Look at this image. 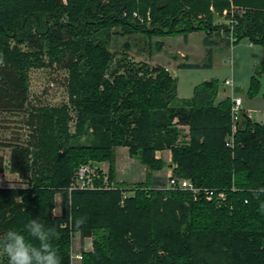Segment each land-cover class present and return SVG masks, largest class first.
<instances>
[{"label":"trees","instance_id":"obj_1","mask_svg":"<svg viewBox=\"0 0 264 264\" xmlns=\"http://www.w3.org/2000/svg\"><path fill=\"white\" fill-rule=\"evenodd\" d=\"M133 11H147L148 22H136ZM222 11L230 24L213 22ZM113 27L149 37L203 31L204 45L221 30L226 43L231 33L232 43L247 38L264 47V0H0V112H26L30 128L25 140L1 144L8 159L0 156V174H15L22 186H0V236L13 230L38 246L26 228L37 220L54 233L61 264H70L74 234L80 245L91 240L79 264H264V124L240 111L226 146L230 99L214 101L215 79L178 99L175 79L161 66L126 60L122 72L107 70L105 42ZM210 54L208 48L203 65ZM43 67L66 72L73 133L64 104L25 109L26 74ZM179 126L187 128L185 135ZM81 136L87 142L78 141ZM115 146L138 157L144 181H114ZM163 149L170 153L171 176L223 191L224 200L163 188L150 175L164 166L154 156ZM88 161L107 162L112 187H101L100 175L94 184L101 188L68 190L74 171ZM126 190L131 193L121 199ZM55 194L59 213L53 216ZM77 219L84 221L80 227ZM0 264H8L6 255Z\"/></svg>","mask_w":264,"mask_h":264},{"label":"rangeland","instance_id":"obj_2","mask_svg":"<svg viewBox=\"0 0 264 264\" xmlns=\"http://www.w3.org/2000/svg\"><path fill=\"white\" fill-rule=\"evenodd\" d=\"M211 11V7H209ZM147 12V11H146ZM145 12V13H146ZM226 12L221 14H213V22L225 23L224 18ZM131 18L138 23H147L148 21H140L144 15L138 11H133L130 14ZM137 17L140 19L138 20ZM149 20V19H148ZM110 35L105 42L108 52L111 54L110 63L107 70L117 69V72H122V62L132 61L133 63L159 64L161 66H169L170 71L173 70L177 83V93L179 98L187 99L192 94V88L203 80L215 79L217 81V93L215 102L225 97H240L242 101L241 107L253 108L255 111L250 114L252 120H263L264 114V47L259 44L249 46L247 38L240 39L237 43H232L231 46L222 39L223 33L219 30L216 34H211L213 43L209 45L212 58L211 65L208 68L195 69H177L173 62V57L178 49H186L189 54H186L188 62L200 63L203 62L204 52L201 46V38L205 35L203 31H193L188 34L187 44H183V36L178 35H161L147 36L145 33L136 32L130 35L129 33L119 34V28L113 27L109 30ZM157 42L162 43L159 49L156 48ZM124 43L128 47H124ZM205 50V49H204ZM227 57L231 58V63H225ZM180 60V59H179ZM179 61H177L178 63ZM230 67V68H229ZM259 71V72H256ZM27 103L26 111L31 112V105L39 107H60L64 104L66 107V128L69 133H73L75 124V109L68 102V97L65 92L66 72L64 70L50 68H31L27 72ZM251 77L256 79V83L252 86L250 83ZM229 79L231 86H223L222 80ZM252 92V96H248V90ZM188 97H182V95ZM181 96V97H180ZM241 109V108H240ZM26 112L3 113L0 112V156L4 162L7 161L8 149L1 146L3 143H10L13 139L25 140L30 133V128L25 124ZM180 134L185 135L187 128L179 126ZM186 139V138H185ZM80 142H85V136L79 138ZM87 142V141H86ZM156 153V154H155ZM113 170L114 181L124 183V186L129 184L144 181L145 173L144 166L138 160V157L129 156L125 146H115L113 148ZM158 156L165 163L170 162L169 150H157L154 156ZM155 156V157H156ZM169 158V160H168ZM93 162V165L98 167L102 182L107 181V162ZM117 162V168L115 164ZM116 169V172H115ZM160 175L167 172L164 166L156 170ZM153 172V171H152ZM171 172H169L170 174ZM0 186H22L21 181L13 174L4 171L0 174ZM98 179V178H96ZM140 180V181H137ZM112 183V182H111ZM58 205V209L56 208ZM58 213L59 211V195H54V206L52 209ZM78 243L77 235H73L71 239L69 260L70 264H79L80 259L74 257ZM86 246L91 244V240H84ZM91 249V248H90Z\"/></svg>","mask_w":264,"mask_h":264},{"label":"built area","instance_id":"obj_3","mask_svg":"<svg viewBox=\"0 0 264 264\" xmlns=\"http://www.w3.org/2000/svg\"><path fill=\"white\" fill-rule=\"evenodd\" d=\"M139 20L140 18L137 17ZM149 15L148 12L145 13L143 19H140V21H148ZM232 22L231 19H227L226 23L230 24ZM228 44L231 45L233 41V37L231 33L227 36ZM227 63H231V58L227 57L225 59ZM223 86H231V81L227 78L222 80ZM230 99V109H229V116L231 121V127H230V134H228L225 139V145L231 146L232 143V134L236 129V122L238 121V116L240 110V103L241 99L240 97H229ZM99 168L93 165V162L80 164L77 169L74 171L72 177L70 178L68 190L72 189H95V188H110L112 187V183H107L106 181L102 183L101 187L96 186L94 183L97 178V170ZM1 181V177H0ZM102 182V180H101ZM165 189L170 190H186L189 191L193 197H196L197 194L202 193L204 198L206 200L214 199L215 202L221 203L224 200L225 194L223 191H217V193H213V190L208 188H199L195 187L188 179L182 178V177H176L171 176L170 174L166 177L164 187ZM129 193H131L129 190H126L125 192L122 191L121 193V199L126 197ZM121 202V201H120ZM75 258L80 259L81 253L78 252L74 255Z\"/></svg>","mask_w":264,"mask_h":264},{"label":"clouds","instance_id":"obj_4","mask_svg":"<svg viewBox=\"0 0 264 264\" xmlns=\"http://www.w3.org/2000/svg\"><path fill=\"white\" fill-rule=\"evenodd\" d=\"M260 209L264 211V202L260 203ZM52 214L55 216L57 213L53 210ZM83 223L82 219H77L75 226L80 227ZM26 228L28 236L38 241V246L26 242L24 235L13 230L0 236V255L7 256L8 264H61V257L51 243L54 233L51 230L46 231L37 220L30 221Z\"/></svg>","mask_w":264,"mask_h":264},{"label":"crops","instance_id":"obj_5","mask_svg":"<svg viewBox=\"0 0 264 264\" xmlns=\"http://www.w3.org/2000/svg\"><path fill=\"white\" fill-rule=\"evenodd\" d=\"M193 32V31H192ZM190 33V32H189ZM189 33H187L186 35H185V37L184 38H182L183 39V44L184 45H186L187 44V39H188V34ZM205 36V35H204ZM204 36H202V38H201V40L203 39V37ZM222 37H224V35L222 36ZM223 39V38H222ZM210 40H211V37H210ZM211 43H213V41L211 40L210 41ZM210 43V44H211ZM237 43V42H236ZM210 44H208V45H204L203 44V42L201 41V46L203 47V51L202 52H204V56H203V59H204V61L203 62H200V63H195V62H188L187 61V59H186V57H187V55L186 54H189V52L186 50V49H184V50H181V49H178V50H176V52H175V55L176 56H174L173 57V62L175 63V65H176V68L177 69H195V68H208V67H210V65H211V58H212V52H211V54H210V60H209V64L208 65H203V63L205 62V53H206V50L209 48L210 49V47H209V45ZM252 44H254V43H251L250 41H249V46L251 47L252 46ZM161 45H162V43H161ZM231 46V45H230ZM205 49V50H204ZM210 51H211V49H210ZM180 59V60H179ZM177 61H179L178 63H177ZM144 62V61H143ZM225 63L228 65V63L225 61ZM155 65H158V66H161V65H159V64H151V65H149V66H155ZM161 67H163L167 72H168V74L172 77V78H174L175 79V84H176V98H178V99H180L179 98V95H178V93H177V83H178V81L176 80V78H175V75H174V71L173 70H171L170 71V68H169V66H161ZM230 68V67H229ZM192 91V90H191ZM188 96H190V94L188 95ZM188 96H185V94H183L182 95V97H188ZM181 97V96H180ZM241 99V98H240ZM241 105H242V101H241V103H240V110L242 111V112H244L245 113V115L250 119V120H252L251 118H250V114L249 113H252V112H254L255 110L253 109V108H250V107H246L245 109H243V107H241ZM263 114H264V111L262 112ZM252 121H255V120H252ZM255 122H258V123H262V124H264V119L263 120H256ZM231 127V126H230ZM157 152V151H156ZM156 154V153H155ZM156 156V155H155ZM156 157H158V156H156ZM7 159H8V157H7ZM168 160H169V158H168ZM170 165V166H169ZM115 167L117 168V162H116V164H115ZM165 168H166V170H167V172L166 173H164L163 175H160L157 171H153V172H150V175L152 176V177H155V178H157V181L159 182V183H165V180H166V177L169 175V172H170V169H171V164H170V162H167L166 160H165ZM115 172H116V169H115ZM146 172V169L144 168V173ZM3 173V172H2ZM10 174H12L13 175V173H10ZM15 175V174H14ZM16 176V175H15ZM137 181H140V180H137ZM133 182H136V181H133ZM56 195V194H55ZM57 209H58V205H57V207H56ZM58 213H59V211H58ZM58 213L56 214V215H58ZM74 235H76V234H74ZM78 238V237H77ZM85 239H87V240H90V238L89 237H86V238H84L83 239V241H82V245H80V243H79V241H78V243H77V247H76V251L74 252V253H78V252H81V251H88V250H90V248H91V244H90V247H89V245L88 246H86L85 244H84V240Z\"/></svg>","mask_w":264,"mask_h":264},{"label":"water","instance_id":"obj_6","mask_svg":"<svg viewBox=\"0 0 264 264\" xmlns=\"http://www.w3.org/2000/svg\"><path fill=\"white\" fill-rule=\"evenodd\" d=\"M244 115H245V113L244 112H242ZM170 166V165H169Z\"/></svg>","mask_w":264,"mask_h":264}]
</instances>
